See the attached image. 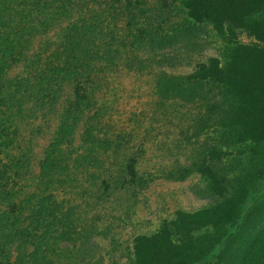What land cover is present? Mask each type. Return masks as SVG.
Returning a JSON list of instances; mask_svg holds the SVG:
<instances>
[{
    "label": "trees",
    "instance_id": "obj_1",
    "mask_svg": "<svg viewBox=\"0 0 264 264\" xmlns=\"http://www.w3.org/2000/svg\"><path fill=\"white\" fill-rule=\"evenodd\" d=\"M176 1L226 46L223 63L212 58L190 75L151 72L158 98L203 100L212 133L204 156L167 176L199 172L220 199L178 211L164 256L154 252L142 264H264V0ZM172 16L166 0H0V264L84 262L98 231L86 210L148 184L136 168L141 148L128 153L136 126L114 120L123 103L116 78L143 65L138 50L184 41L190 27L170 24ZM227 23L256 41H239ZM19 63L21 72L9 76ZM68 82L73 98L34 174L33 140L49 128ZM205 84L216 93L208 95Z\"/></svg>",
    "mask_w": 264,
    "mask_h": 264
},
{
    "label": "rangeland",
    "instance_id": "obj_2",
    "mask_svg": "<svg viewBox=\"0 0 264 264\" xmlns=\"http://www.w3.org/2000/svg\"><path fill=\"white\" fill-rule=\"evenodd\" d=\"M148 1L156 3L159 0ZM166 1L175 14L170 24L189 26L190 33L174 46L154 51L138 50V59L143 65L126 67L116 78L121 86L123 103L120 110L113 114L114 120L136 126V137L128 153L138 152L141 148L136 168L150 177V181L132 196L117 194L97 210H86L88 219L95 217L98 231L92 235L89 244L91 253L84 262L78 261L77 264H142L144 260H152L154 252H159L158 258H162L166 239L175 237L173 220L177 212L197 211L220 199L199 172H192L183 179L167 176L179 165H188L204 156L211 148L212 133L207 132L205 125L206 106L203 100L185 102L175 99V102L173 99L158 98L151 89V72L164 71L168 75L186 76L207 65L212 58L223 63L226 42L209 22L193 24L176 0ZM230 26L229 23L225 25L226 32L232 33L239 41H256L244 28L234 26L230 32ZM41 39L36 38L34 46ZM22 68L23 64L19 63L10 68L8 75H16ZM204 89L208 95L216 93L210 84H205ZM72 98L73 84L65 83L55 111L49 117V128L33 140L30 151L32 173H38L58 117ZM80 129L81 126L78 127L75 142ZM138 245L142 246L141 257Z\"/></svg>",
    "mask_w": 264,
    "mask_h": 264
}]
</instances>
